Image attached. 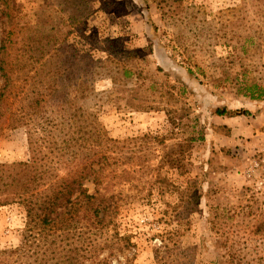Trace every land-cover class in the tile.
<instances>
[{
	"label": "rangeland",
	"instance_id": "rangeland-1",
	"mask_svg": "<svg viewBox=\"0 0 264 264\" xmlns=\"http://www.w3.org/2000/svg\"><path fill=\"white\" fill-rule=\"evenodd\" d=\"M13 2L26 31L41 28L38 15L52 17L47 28H71L75 2ZM81 8L84 35L68 33L67 49L102 57L118 50L109 66L121 59L135 70L126 90L104 76L87 100L122 167L133 170L131 181L111 188L125 203L117 229L134 246L121 253L122 243L113 244L99 257L113 251L110 264H158L156 254L170 247L178 257L161 264H230L232 255L264 264V230L256 231L264 219V97L240 86L241 64L244 81L264 84V0H84ZM223 108L230 113L217 112ZM45 110L2 131L1 163L18 168L57 136ZM27 219L21 205L0 206L1 250L20 245ZM8 260L0 256V264Z\"/></svg>",
	"mask_w": 264,
	"mask_h": 264
},
{
	"label": "trees",
	"instance_id": "trees-1",
	"mask_svg": "<svg viewBox=\"0 0 264 264\" xmlns=\"http://www.w3.org/2000/svg\"><path fill=\"white\" fill-rule=\"evenodd\" d=\"M65 1L70 7L75 2L74 9H69L71 28L66 32L57 24L47 28L52 17L38 15L41 28L31 32L18 21L13 0H0V135L6 128L30 125L44 108L46 117H41L50 126L49 134L59 131L44 140L40 150L32 149L30 158L19 162L18 168L0 162V206L18 204L28 214L20 245L0 249V256L9 258L10 264H87L88 260L89 264H110L107 256L116 253L110 251L100 258L101 251L122 243L119 252L125 253L134 246L131 236L117 229L116 218L125 203L121 190L111 188L116 182L131 181L133 170L122 167V157L112 147L115 139L100 132L93 105L87 104L97 94L96 80L104 76L116 88L126 90L134 66L121 59L109 66L118 50L102 57L67 49L68 33L84 35L77 14L84 0ZM248 42L244 38L241 43L243 52ZM240 66L245 78L247 68ZM188 71L193 73L189 67ZM244 78L240 86L244 84L245 94L263 98L264 84ZM47 109L54 116L49 118ZM217 112L230 113L225 108ZM256 229L258 233L264 230V219ZM172 251L168 247L160 257L156 254L158 264L171 256L174 261L178 252ZM234 256L230 264L240 261Z\"/></svg>",
	"mask_w": 264,
	"mask_h": 264
}]
</instances>
